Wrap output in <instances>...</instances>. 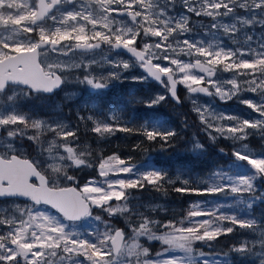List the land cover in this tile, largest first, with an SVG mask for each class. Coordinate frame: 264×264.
I'll return each mask as SVG.
<instances>
[{
    "label": "snow or ice",
    "instance_id": "6c2138e0",
    "mask_svg": "<svg viewBox=\"0 0 264 264\" xmlns=\"http://www.w3.org/2000/svg\"><path fill=\"white\" fill-rule=\"evenodd\" d=\"M76 70L78 83L97 93L125 81L156 82L163 91L138 100L148 109L181 105L183 86L207 138L193 137L191 151L204 154L218 139L231 140V163L173 177L117 152L93 158L78 134L81 124L101 141L119 132L162 150L174 147L180 125L156 116L137 126L112 110L78 115L81 124L69 127L63 118L19 109L21 100L63 91ZM200 96L212 100L201 103ZM216 99L258 115L221 111ZM252 135L264 140V0H0V264H216L197 245L212 247L238 229L252 238L231 245L223 264H234L230 253L264 264V217L253 214L264 204V153L244 143ZM25 139L35 156L21 152ZM88 168L103 179L81 184L70 174ZM149 187L165 196L171 187L223 199L195 201L178 221L156 219L151 213L166 209L135 195ZM94 208L124 218L125 226L94 216ZM89 220L102 221L104 231L81 230ZM149 241L162 251L153 255Z\"/></svg>",
    "mask_w": 264,
    "mask_h": 264
},
{
    "label": "trees",
    "instance_id": "16d2710c",
    "mask_svg": "<svg viewBox=\"0 0 264 264\" xmlns=\"http://www.w3.org/2000/svg\"><path fill=\"white\" fill-rule=\"evenodd\" d=\"M255 38H259L261 36V32L256 30L253 32ZM78 74L80 76V71L78 70ZM68 79L72 82V76L70 75ZM151 89L152 86H156L155 83L150 82ZM181 94V88H180ZM252 94V93H246ZM245 94V95H246ZM147 95V89L144 84L133 83L132 81H125L123 84L115 87L104 90L101 93H97L95 91L90 92L86 91L85 99H78L73 102H69L64 98H60L64 104V109L66 114H69L73 123L75 125L81 124L78 118H74V114L83 115L85 111L86 114L103 113L106 117L112 110H119L121 115L125 117V119H131L135 121V124L138 126L144 120L152 119L156 116H160L164 119H170L172 121L171 127H176L180 125L178 131L181 133L180 136L176 139L174 143V147L161 149L158 143H153L144 140L142 136L139 135H127L124 133L117 132L115 136L111 137L108 141H101L98 138L87 131L85 129V135L82 141L91 145V147L95 150L93 153V158H95L96 153L103 152L104 155H110L113 152H117L121 155L122 158L127 159L131 157V163L136 165H147L152 168H158L166 171L169 176H175L179 170H183L184 172L190 173L193 176H202L210 172L212 169L219 166H227L231 163V151L233 147V142L231 140H225L223 138L218 139L216 144L213 145L208 151L204 154L193 153L191 151V141L193 139L194 134L199 135L202 142L207 143V138L202 133L200 122L197 118L196 113L192 111V108L188 105L182 104L181 109H174L173 103L167 105L164 104L160 106L158 109H148L142 103H139L138 100L141 97ZM255 96V94H253ZM235 101V100H234ZM38 108L40 114H44L48 109L52 108L55 104V101L52 99H47L46 96L44 98L40 97L37 101ZM85 105V110H84ZM31 107V106H30ZM33 109V107H31ZM84 110V111H83ZM187 119V123L189 127L187 129L183 128V123ZM82 125V124H81ZM80 135V133H78ZM258 135H252V138L257 139V142H249L259 148ZM144 140L141 149L133 150V146ZM220 148L224 149L225 153H228L225 156L223 153L219 151ZM88 170V173L84 170L70 171V174L80 176L87 174H94L96 171L94 168L85 169ZM179 186V185H177ZM147 196L154 198L156 201H165L170 203H176L177 205L173 210L169 209L167 211H158L151 213L156 219H164V220H181L184 215L187 213L189 206L195 201H219L222 200V197H213V196H195V195H181L179 193H175L171 190V187L168 189L167 195H163L160 192H157L151 187L145 188L143 191ZM205 207H211V204H205ZM94 210V209H93ZM224 210H228L227 207ZM101 215L103 218L108 219L106 213H103L100 210H95V213ZM254 216L259 220L261 217H264V204H260L259 202L254 207L253 210ZM120 218H115L117 221ZM112 220V219H110ZM121 223L118 227H124L125 222L120 221ZM105 225L100 223L99 227L95 230H99L100 232L104 231ZM252 238L251 234L248 233L247 230L238 229L237 232L230 234L226 237H221L218 243H215L212 247L197 245L203 252H228L231 245L239 244L242 240H246ZM144 241L142 240V243ZM146 246H151L152 253L162 251L163 246L156 241L147 242ZM230 258L234 261V264H240L239 259L243 262V264H249L252 260L258 261V257L254 255L249 256H240L235 253H230ZM246 260V262H244Z\"/></svg>",
    "mask_w": 264,
    "mask_h": 264
},
{
    "label": "rangeland",
    "instance_id": "374dc122",
    "mask_svg": "<svg viewBox=\"0 0 264 264\" xmlns=\"http://www.w3.org/2000/svg\"><path fill=\"white\" fill-rule=\"evenodd\" d=\"M206 19L207 18H205V20ZM33 35H35V34H33ZM77 58H79V57H77ZM125 58H127V57H125ZM62 59H63V57H62ZM139 70L141 71V69L137 68V69L134 70V72L136 74H139L137 72ZM224 75L227 77V76H230L231 74L230 73H225ZM78 76H79V74H78ZM80 78L82 79V77H80ZM77 83H78V81H77ZM78 84H80V83H78ZM80 85L85 86L86 89L88 91H90V92H93L94 91V90L88 88L86 85H83V84H80ZM145 85L149 86L148 83H146ZM155 85L156 86H152L153 87L152 89L150 87V92L148 94H151L152 92H156V91H163V89H161L159 85H157L156 83H155ZM180 88H181V94H180V96H181V99L183 101L182 104L184 103L185 105H188L189 107L192 108L191 101L187 99V95H188L187 94V90L183 86H180ZM77 94L78 93L76 91H72L71 93L64 92L62 95L64 97L65 96L68 97L70 95H77ZM246 97L252 98V99H256L257 98L253 94H246ZM199 100H200L201 103H205V102H208V101L212 100V98L205 97V96H200L199 97ZM22 101L19 102V109L21 111H22L21 107L23 106ZM172 103H173V105H171V106H173L174 109L179 108V109L182 110V108H181L182 104L181 105H176L174 102H172ZM212 103L214 104V106L217 109H219L221 111H226V112L231 113V114L243 115V116H245V118L254 117V116H257L258 115V114L253 113L252 110L251 109H248L245 105H242V104H240V103H238V102H236L234 100L233 101H229L227 103H224V102H221L218 99H216V100H213ZM168 104H170V102L167 103V105ZM53 116H57L58 118H63L64 122L67 123L69 125V127H70V123L64 117L65 115L64 116L62 115V112L60 110V107H55L54 109H48L45 112V116H39V117H43L45 119H48V118L53 117ZM202 134L205 136L204 132ZM193 137H195L196 139H199L202 142V140L199 137V135L194 134ZM249 139H250V141L252 140V142H257V139L252 138V136H250L248 138V140L244 141V143L249 144V147L255 153H257V154L264 153V140H262L260 137H258V141H259L258 143L261 146L259 148H256L255 146H253L249 142ZM20 143H22V144H31V142L28 141V140H26V139L20 141ZM141 165L142 164H140L138 166H141ZM83 170L88 173V170H85V169H83ZM181 171H183V170H179L178 172H181ZM76 172L78 173L79 170H77ZM77 178H78V180L80 181L81 184L87 182L89 179H92V178H96L97 180H102L103 179L102 177H99L98 176L97 171H94V174H90V175L87 174V175H83L82 177L77 176ZM135 195L137 196V202L138 203L139 202H142L146 206L147 205H150V204L151 205H159L160 208L166 209V211L169 210V209L173 210L175 208V206L177 205L176 203H170V202L167 203L165 201H156L154 198L147 196L145 193H143L141 191L136 192ZM49 210L51 212H53V214H56L53 209H50L49 208ZM95 210H97V209L94 208V210H93V215L94 216L95 215H98V213H99V211L97 213H95ZM98 210H100V209H98ZM110 219H112V220H110ZM114 219H115V217H108V219L103 218V220L109 221L114 227H118V225L121 223L120 221H124V218H122V217L119 220H117V221H115ZM100 223H103V222L102 221H95V220H89V221L81 222V224H82V229L81 230H84V231H92V230H95V229H97L99 227ZM249 239H251V238H249ZM204 253L206 254V258L209 259L210 262L215 261L216 264H223L224 256H223V253L222 252L205 251ZM177 254H179V253H177ZM153 255H155V254H153ZM229 256H230V254H229ZM239 262H240V264H243V262L240 259H239ZM244 262H246V260H244ZM249 264H258V261H255L254 262L252 260V262H250Z\"/></svg>",
    "mask_w": 264,
    "mask_h": 264
},
{
    "label": "flooded vegetation",
    "instance_id": "af4514ba",
    "mask_svg": "<svg viewBox=\"0 0 264 264\" xmlns=\"http://www.w3.org/2000/svg\"><path fill=\"white\" fill-rule=\"evenodd\" d=\"M138 73L142 72V69L141 71H137ZM72 76V82H73V85L71 87H65L64 86V90L63 91H58L56 93H54L53 95H46V94H40V97L44 98L46 96L47 99H52L55 101V104L52 108L50 109H54L55 107H60V110L62 112V115L65 117V119L68 120V122L70 123V127L75 125L71 119V117L69 116V114H66L65 112V109H64V104L62 102V100L60 99L62 97V94L64 92H69L71 93L72 91H76L78 94L77 95H70L68 97L65 96V98L67 99V101L69 102H73V101H76L78 99H82L83 100L85 99V93H86V87L85 86H82L80 84L77 83V80L75 79V77L78 76V70H76L74 72V74L71 75ZM150 82H148L149 84ZM145 85V84H144ZM146 86V89H147V94L150 92V84L149 86L145 85ZM22 101V100H21ZM38 99L33 97V98H30L28 100H23L22 103H23V107L26 109L27 113H32V114H35L36 116H45V113L44 114H40L39 113V110L38 108L41 110V108L38 106V103H37ZM33 107V109L31 107ZM84 110H85V105H84ZM83 110V111H84ZM86 112L84 111L83 112V115H85ZM78 118V116L76 114H74V118ZM82 135H83V138H84V135H85V128L83 127V125H81V131H80V136H81V140H82ZM85 142V141H84ZM24 147L21 148V152L24 153L25 155H30V156H35L36 155V149L34 146H32L31 144H23Z\"/></svg>",
    "mask_w": 264,
    "mask_h": 264
},
{
    "label": "water",
    "instance_id": "95a60500",
    "mask_svg": "<svg viewBox=\"0 0 264 264\" xmlns=\"http://www.w3.org/2000/svg\"><path fill=\"white\" fill-rule=\"evenodd\" d=\"M142 71H143V69H142ZM152 82H154V81H152ZM156 83V82H155ZM179 89H180V86H178V94H179ZM206 97V96H205Z\"/></svg>",
    "mask_w": 264,
    "mask_h": 264
},
{
    "label": "bare ground",
    "instance_id": "6f19581e",
    "mask_svg": "<svg viewBox=\"0 0 264 264\" xmlns=\"http://www.w3.org/2000/svg\"><path fill=\"white\" fill-rule=\"evenodd\" d=\"M168 203V202H167Z\"/></svg>",
    "mask_w": 264,
    "mask_h": 264
}]
</instances>
